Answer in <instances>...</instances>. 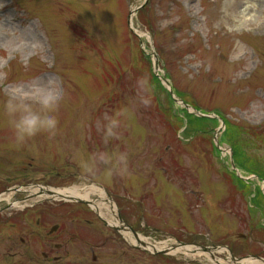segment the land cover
<instances>
[{"label":"rangeland","instance_id":"obj_1","mask_svg":"<svg viewBox=\"0 0 264 264\" xmlns=\"http://www.w3.org/2000/svg\"><path fill=\"white\" fill-rule=\"evenodd\" d=\"M38 92L61 97L56 133L17 142L4 104L19 95L39 109ZM101 154L127 161L81 167ZM0 167H37L29 176L56 189L100 184L158 247L264 258V0H0ZM28 194L0 198V264H216L150 253L86 203Z\"/></svg>","mask_w":264,"mask_h":264},{"label":"clouds","instance_id":"obj_2","mask_svg":"<svg viewBox=\"0 0 264 264\" xmlns=\"http://www.w3.org/2000/svg\"><path fill=\"white\" fill-rule=\"evenodd\" d=\"M137 86L141 93L140 103L144 106L150 104L148 97L149 84L144 78L137 81ZM39 109H35L31 103L21 96H12L4 104V112L9 118V124L14 132L17 142H24L26 139L35 136L41 131H46L50 135H55L59 121L55 114L61 97L55 92L40 94ZM127 109L117 111L115 116L109 118L105 130V140L109 138H119L118 129L121 127V117L125 116ZM127 157L124 154L109 156L101 154L98 157H90L81 162V167L88 173H93L98 163L113 164V166L126 164Z\"/></svg>","mask_w":264,"mask_h":264},{"label":"bare ground","instance_id":"obj_3","mask_svg":"<svg viewBox=\"0 0 264 264\" xmlns=\"http://www.w3.org/2000/svg\"><path fill=\"white\" fill-rule=\"evenodd\" d=\"M247 13V12H246ZM97 186L95 185H90V186H82V187H73V188H68V189H57L55 196H65V197H77V198H82V199H89L91 194L97 195V200H95V204L93 205L94 208H96L99 211V214L104 217L105 219L107 218L105 214L102 212V209L107 210L108 212L114 214L117 209L116 206L112 203L109 202L107 196L105 193L101 190L96 188ZM97 201L100 203L96 204ZM108 205H107V204ZM115 225L116 223L113 222ZM126 237L132 242V243H137V242H143L146 239L143 238V236L138 235V237L133 239L130 234L124 233ZM162 247V246H160ZM156 248H159L158 246ZM227 250L223 247H219L215 249V251H223ZM214 250L212 251L211 249L208 251H204L201 248L198 247H184V248H176L173 253L177 252H183L187 254L190 257H194V259H205L209 260L210 262H215L216 264H256L257 262L253 260V258H248V259H241V260H233L231 257H228L226 259L220 258Z\"/></svg>","mask_w":264,"mask_h":264},{"label":"flooded vegetation","instance_id":"obj_4","mask_svg":"<svg viewBox=\"0 0 264 264\" xmlns=\"http://www.w3.org/2000/svg\"><path fill=\"white\" fill-rule=\"evenodd\" d=\"M36 169L37 167H0L1 200L8 203L23 200L30 196L28 194L29 191H26L24 188L48 186V183L45 182L47 179L44 176H39V179L37 176H29ZM16 195L19 196L15 197Z\"/></svg>","mask_w":264,"mask_h":264},{"label":"trees","instance_id":"obj_5","mask_svg":"<svg viewBox=\"0 0 264 264\" xmlns=\"http://www.w3.org/2000/svg\"><path fill=\"white\" fill-rule=\"evenodd\" d=\"M161 87H162V86H161ZM192 117H193L194 121H196V122H198V123H199V122H204V123L207 122V123H209L208 120H206V119L199 118V117H195V116H192ZM211 121H212V122H215V120H210V122H211Z\"/></svg>","mask_w":264,"mask_h":264}]
</instances>
